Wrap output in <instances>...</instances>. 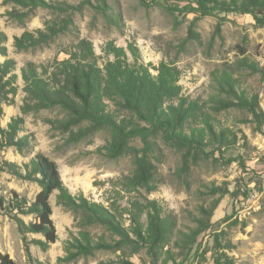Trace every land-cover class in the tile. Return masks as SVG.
I'll return each mask as SVG.
<instances>
[{
	"label": "rangeland",
	"instance_id": "1",
	"mask_svg": "<svg viewBox=\"0 0 264 264\" xmlns=\"http://www.w3.org/2000/svg\"><path fill=\"white\" fill-rule=\"evenodd\" d=\"M45 1L59 3L66 10L37 7L19 22L7 14L11 5L0 0V29L7 36L4 43L7 55L0 54V63L8 58L14 60L12 72L17 74L18 85L15 94L7 93V99L0 97V125L6 127L12 116H22L24 124L19 134L34 135L31 145L22 153L13 146L0 149V167L3 161L23 165L41 152L55 161L62 181L73 195L82 194L103 204L125 227L130 222L128 211L136 201L144 204L155 200L172 213L174 232L195 227L194 220L204 219V211L211 209L209 226L198 235L186 255H176L175 263H162L166 249L177 251L172 235L155 264H215L214 258L220 252L229 255L236 264H264V122L257 125L247 111L235 107L221 111L212 108L214 97H227L219 93L213 75L227 70L238 79L239 90L258 94L264 112V84L259 75L237 69L242 58L264 65V26H256L249 14L237 12L196 18L194 13L181 10L185 2L177 0ZM63 17H69L72 25L48 44L26 50L13 45L15 36L42 29L47 21L59 22ZM79 36L93 43L100 66L106 59L103 47L110 40L125 49L129 44L136 45L141 60L153 74L161 60L177 66L181 94L202 104L213 122L227 130L229 142L209 144L197 156L188 157L184 164L183 148L172 145L161 134L152 137L149 157L155 172L152 189L147 191L131 184L129 178L135 168L132 154L117 158L105 155L102 147L111 138L108 128L95 130L73 142L69 140L70 131H77L78 125L64 130L50 122L66 118L67 112L60 107L23 114L21 106L26 93L21 68L28 61L47 65L54 58H65L64 51ZM129 60L132 61L130 55ZM120 115L130 117L128 113ZM130 144L138 149L143 147L138 136ZM39 190L36 182L0 170V198H4L0 204V248L4 253L9 249L16 264H58L57 258L66 255V242L79 238L83 230L95 241L116 247L96 249L92 254L78 255L61 264H153L145 248L119 247V237L105 226H80L72 212L56 204V191L49 202L58 239L46 251L30 243L33 260L29 263L14 219L17 210L10 209L8 203L16 194L29 205ZM17 215L26 223L34 221L32 214ZM25 237L28 242L43 239L40 233H26Z\"/></svg>",
	"mask_w": 264,
	"mask_h": 264
},
{
	"label": "trees",
	"instance_id": "2",
	"mask_svg": "<svg viewBox=\"0 0 264 264\" xmlns=\"http://www.w3.org/2000/svg\"><path fill=\"white\" fill-rule=\"evenodd\" d=\"M156 1V0H152ZM168 2L169 0H164ZM184 1L181 7L186 13H194L196 18L220 13L237 12L249 14L256 26H264V0H177ZM10 4L8 16L22 22L27 14L37 7L51 8L55 11L66 9L59 3L45 0H2ZM16 7L25 9L18 10ZM72 25L69 17H63L59 22L47 21L44 28L35 31H24L14 37L13 45L18 50L46 45L61 32L68 31ZM218 22L217 26H220ZM6 34L0 29V54L6 56L4 43ZM106 55L102 66L98 63L93 43L83 37L64 53L63 59L54 58L47 65H37L26 62L21 68L23 91L26 100L21 106V112H38L42 109L60 107L67 112L64 119L50 121L52 126L68 130L78 125L77 131H70L69 140L76 142L95 130L108 128L111 138L103 145L105 155L117 158L124 154L133 155L135 165L133 175L129 178L133 187H141L147 191L152 189L155 166L151 162L149 152L152 137L161 134L172 145L184 149V164L188 157L197 156L209 144H227V130L219 128L213 122L211 114L197 100L189 99L181 94L178 84L180 71L175 65L161 60L154 68L155 74L143 63L139 49L129 44L125 49L115 44L113 40L103 47ZM129 55L131 60H129ZM14 60L8 58L0 63V97L7 99V93L15 94L17 74L12 72ZM237 69H248L257 73L264 84V65L248 58H242L237 63ZM213 80L219 93L227 97H214L212 108L216 111L235 107L247 111L261 125L264 112L259 105L257 93H247L238 89V79L227 70L214 73ZM8 87V88H6ZM112 105V107H111ZM128 113L129 118L120 115ZM121 116V117H119ZM86 122L83 126L81 123ZM24 118L12 116L6 127L0 125V149L13 146L22 153L31 145L33 134L19 133L23 130ZM140 137L143 147L138 149L130 144L134 137ZM0 170L22 180L36 182L40 190L35 199L27 205V200L18 198L9 201V208L17 210L15 221L17 230L22 236L23 249L29 263L32 262L30 243L46 251L58 239L57 231L51 218L52 208L50 196L56 191V204L75 215L80 226L99 224L119 237V247L129 246L135 250L138 247L146 249L153 264L162 255V249L172 241L177 251L166 249L162 263H175L176 255H186L195 244L198 235L209 226L211 209L204 211L206 217L198 218L195 227L188 231L174 232L175 222L172 213L167 212L157 201L148 200L132 203L129 212V225L125 227L115 214L101 203L88 200L82 194L73 195L61 179L55 161L43 153H36L27 163L18 165L3 161ZM4 198H0L2 205ZM12 204V205H11ZM215 205V204H214ZM213 207V206H212ZM17 214H32L34 221L26 223ZM145 216V220L143 217ZM26 233H40L43 239L27 241ZM132 236H131V235ZM64 247L66 255L59 256L57 263L73 261L78 255H89L101 248H115L116 245L105 241H95L87 231H80V237L67 241ZM215 264H236L226 253L220 252L214 258ZM0 264H16L8 253L0 252Z\"/></svg>",
	"mask_w": 264,
	"mask_h": 264
},
{
	"label": "crops",
	"instance_id": "3",
	"mask_svg": "<svg viewBox=\"0 0 264 264\" xmlns=\"http://www.w3.org/2000/svg\"><path fill=\"white\" fill-rule=\"evenodd\" d=\"M22 246H23V245H22ZM11 250H12V249H11ZM23 251H24V249H23ZM31 251H33V249H31ZM0 252H1V253H4V252L1 251V248H0ZM6 253L11 254V251H9V249H8V252H6ZM10 257L12 258L13 255H11Z\"/></svg>",
	"mask_w": 264,
	"mask_h": 264
}]
</instances>
